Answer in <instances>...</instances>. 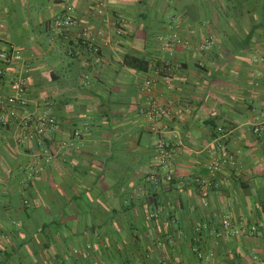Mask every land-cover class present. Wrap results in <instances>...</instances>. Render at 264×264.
<instances>
[{
  "label": "crops",
  "instance_id": "crops-1",
  "mask_svg": "<svg viewBox=\"0 0 264 264\" xmlns=\"http://www.w3.org/2000/svg\"><path fill=\"white\" fill-rule=\"evenodd\" d=\"M184 1L165 21L169 0H0V48L22 58L0 62V96L22 71V117L57 121L40 141L0 126V264H264V0H195L192 19ZM67 5L78 23L55 33ZM148 77L171 118L145 116ZM218 142L235 164L202 192Z\"/></svg>",
  "mask_w": 264,
  "mask_h": 264
},
{
  "label": "built area",
  "instance_id": "built-area-1",
  "mask_svg": "<svg viewBox=\"0 0 264 264\" xmlns=\"http://www.w3.org/2000/svg\"><path fill=\"white\" fill-rule=\"evenodd\" d=\"M95 5V12L97 15L104 13V2L103 0H92ZM77 17L74 16V10L71 5H67L64 10V15L60 19H56L53 24V30L55 33H63L70 30L72 27L77 25ZM90 32L88 27H84L80 34V40L83 44L92 49L94 43L89 37ZM172 41H178L176 36L169 37ZM165 46H169L168 41H164ZM20 52L11 46L7 50L0 48V62L14 63L21 61ZM171 66L166 59H156L154 61V74L156 76L163 75L165 80H169V73ZM155 86V80L152 77L144 79L141 85V92L146 96L145 101V116L150 120L171 118L174 113L167 106H161L156 103L153 90ZM9 94L7 96H0V126L3 128L22 126L30 140L40 141L48 134L55 132L57 127L56 119L42 113L33 117H22L21 112L24 114L27 111L28 100H27V83L24 78L23 72L16 74L9 82ZM257 132L258 129H255ZM170 145L166 142L159 141L156 144L157 155L156 159L161 165L166 166L167 159L169 157ZM208 160L205 163V170L208 177L206 179H199L198 188L204 192L207 188L213 185V180L218 178L223 172L226 166H233L235 159L231 151L226 149L220 142L208 149ZM168 180L170 176L166 177ZM222 230L230 229V221L227 217L221 219ZM223 232V231H222ZM252 232H255L252 229ZM162 264H175L171 261H164Z\"/></svg>",
  "mask_w": 264,
  "mask_h": 264
},
{
  "label": "trees",
  "instance_id": "trees-1",
  "mask_svg": "<svg viewBox=\"0 0 264 264\" xmlns=\"http://www.w3.org/2000/svg\"><path fill=\"white\" fill-rule=\"evenodd\" d=\"M124 61H125V63L128 66L136 69L137 71H146L148 69V65H149L147 60H145L143 58H140V57H137V56H125ZM156 162H158L157 159H156ZM158 165H160L159 162H158ZM153 179H154L153 180L154 181V185H156V186H159L162 182L167 180L166 177L160 178V177H157V176H155ZM62 221L63 220H61V219L54 220V222H52L50 224H45L44 227L51 226V227H54L56 229H59V228H61L63 226Z\"/></svg>",
  "mask_w": 264,
  "mask_h": 264
},
{
  "label": "rangeland",
  "instance_id": "rangeland-1",
  "mask_svg": "<svg viewBox=\"0 0 264 264\" xmlns=\"http://www.w3.org/2000/svg\"><path fill=\"white\" fill-rule=\"evenodd\" d=\"M170 2H169V4H170V6H169V12L168 13H166L164 16H163V19L165 20V21H169L170 19H171V17L172 16H177V12L175 11V9H174V4H175V2H176V0H169ZM204 2L203 1H200V2H196L195 0H186V1H184V4L186 5L185 6V11H186V13H187V16L189 17V19H192V16L194 17L195 16V14H197V12L193 9V7L195 8V6L196 5H199L200 7H203L204 6V4H203ZM178 38V37H177ZM179 39V38H178ZM156 139L155 138H153L152 139V141L154 142Z\"/></svg>",
  "mask_w": 264,
  "mask_h": 264
}]
</instances>
